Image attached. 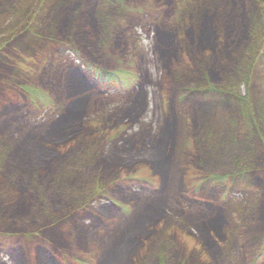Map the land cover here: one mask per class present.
<instances>
[{
  "label": "rangeland",
  "instance_id": "rangeland-1",
  "mask_svg": "<svg viewBox=\"0 0 264 264\" xmlns=\"http://www.w3.org/2000/svg\"><path fill=\"white\" fill-rule=\"evenodd\" d=\"M115 1L0 0V264H264V0Z\"/></svg>",
  "mask_w": 264,
  "mask_h": 264
},
{
  "label": "trees",
  "instance_id": "trees-1",
  "mask_svg": "<svg viewBox=\"0 0 264 264\" xmlns=\"http://www.w3.org/2000/svg\"><path fill=\"white\" fill-rule=\"evenodd\" d=\"M156 0H149V2H150V6L149 7H151L152 5H154V2H155ZM103 2L105 3V5L106 6H108V5H113V4H115V6H116V1L115 0H103ZM139 14H148V12L146 11V10H141L140 11V13ZM141 15V16H142ZM185 32H186V34H187V30L185 29L184 30ZM208 27H207V17L206 18H204L203 19V21H201L200 22V24H199V29H198V31H196L195 33H197L198 35H201V34H204V35H207L208 34ZM191 40H192V43L194 42V38L192 37L191 38ZM209 41V40H208ZM159 50L163 53L162 55H164V58H163V60L165 61V59L166 58H171L170 57V53H169V51H168V48L167 47H165V46H161V49L159 48ZM166 57V58H165ZM96 63V62H95ZM97 64V65H96ZM95 65H91V64H89L88 66L87 65H85L84 67H83V69H82V71H79V72H81L80 74H84V75H87V76H89V75H92V76H94V77H97V78H99V79H105L103 82H102V84L106 81V82H108V85H110V86H112V87H114V88H116L117 87V85L114 83V81H116L117 82V84H118V88H119V92H125V91H129L130 89H131V87H132V85L131 84H129V83H121V81H120V78H119V76L120 75H118V74H116V73H114V72H109V71H106L105 70V68H104V66H102V65H100V64H98V63H96ZM89 74V75H88ZM115 85V86H114ZM117 89V88H116ZM212 91L214 92V93H216V94H220V95H222V96H225V95H231V94H228L227 92H224V91H221V90H217V91H214V90H212V89H210V90H208V91H206V90H203V91H199L198 93L201 95V94H206V93H212ZM184 92V91H183ZM178 99H180V98H178ZM36 108L38 109V111H45L46 112V115L49 113L50 115L53 113V111L51 110V111H49V109H48V107L47 106H45V105H42V103L41 104H39V103H37L36 102ZM220 122H221V119H220ZM220 122H218V123H220ZM81 124L80 125H82L81 126V129H89V131H88V134H87V136L88 137H91V136H93V137H95L96 136V134H99L100 136H101V138H96V139H101V141L104 143V141L106 140V138L108 137V136H110L111 134H112V132H110L111 130H109V131H105L104 130V128L105 127H110L111 128V126H107V125H109L108 123H105V124H100V123H93V121L92 120H90V121H88L87 123H85V122H80ZM203 124V123H202ZM119 130V129H118ZM118 130H116V131H118ZM208 129H203V131H202V133H205L206 131H207ZM79 135V137H80V133L78 134ZM9 142L8 141H5V144L6 145H4V146H9V148L10 147H14L15 146V144H8ZM12 147V148H13ZM133 157V156H132ZM131 157V158H132ZM131 158H129V160L131 159ZM155 163L156 164H158L159 166H160V161L159 160H157V159H155ZM79 171H77V174L78 175H80V174H82V172H79ZM85 172H87V170L85 169ZM9 177H10V175H9ZM211 180H214V179H211ZM210 180V177L209 178H207V179H205L203 182L204 183H208V184H214L215 183V181H211ZM242 203H245V201H243ZM75 261L77 262V264H87V261L85 262V261H83V260H80V259H75Z\"/></svg>",
  "mask_w": 264,
  "mask_h": 264
},
{
  "label": "bare ground",
  "instance_id": "bare-ground-1",
  "mask_svg": "<svg viewBox=\"0 0 264 264\" xmlns=\"http://www.w3.org/2000/svg\"><path fill=\"white\" fill-rule=\"evenodd\" d=\"M9 144H13V143L9 142ZM160 215H161V212H160L159 210H154V211L152 212V214L149 216L148 221H149V220H152V219H154V218H156V217H158V216H160ZM151 218H152V219H151Z\"/></svg>",
  "mask_w": 264,
  "mask_h": 264
}]
</instances>
